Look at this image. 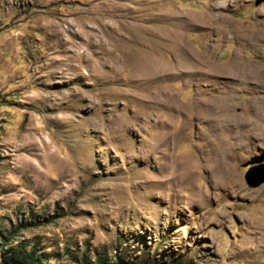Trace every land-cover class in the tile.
Wrapping results in <instances>:
<instances>
[{"label":"rangeland","instance_id":"obj_1","mask_svg":"<svg viewBox=\"0 0 264 264\" xmlns=\"http://www.w3.org/2000/svg\"><path fill=\"white\" fill-rule=\"evenodd\" d=\"M232 62L264 71V0H0V246L264 264V79Z\"/></svg>","mask_w":264,"mask_h":264},{"label":"bare ground","instance_id":"obj_2","mask_svg":"<svg viewBox=\"0 0 264 264\" xmlns=\"http://www.w3.org/2000/svg\"><path fill=\"white\" fill-rule=\"evenodd\" d=\"M210 16V15H209ZM215 16V15H214ZM216 16L218 17V16H221L219 13H217L216 14ZM206 20V22L207 23H213L214 21H215V19H212L211 17H209V18H205ZM261 36L262 35V32H258V31H256L255 33H254V36L255 37H258V36ZM133 56H134V54H133ZM137 56V55H136ZM134 58H135V56H134ZM134 58H133V61H134ZM138 58V57H137ZM137 61L138 60H136L135 62L137 63ZM142 62H143V60H142ZM144 62H146V61H144ZM143 62V63H144ZM135 64V63H134ZM138 64H140V60H139V62H138ZM142 64V63H141ZM146 64V63H145ZM145 64H143V65H145ZM136 65V64H135ZM149 66V65H148ZM148 66H147V68H148ZM144 67V66H143ZM151 67V66H150ZM135 68H137V67H135ZM146 68V67H145ZM217 68V67H216ZM215 68V69H216ZM219 68V67H218ZM155 70V69H154ZM148 72H149V70H148ZM220 72H228V73H230V74H232L233 76H237V77H243V78H250V77H253V78H255V79H259L260 81L262 80V79H264V71H262L260 68H258L257 66H255L254 64H250V63H244V64H241V63H235V62H232V63H229L228 64V66L226 67V68H224V67H222L221 68V70H220ZM149 74V73H148ZM137 80H139V79H137ZM143 80V79H142ZM259 81V82H260ZM261 83V82H260ZM134 84V83H133ZM138 85V84H137ZM134 86V85H133ZM140 87V86H139ZM138 88V87H137ZM156 98H157V96H156ZM156 100V99H155ZM152 101V100H151ZM171 101V100H170ZM261 102V101H260ZM154 103V102H153ZM168 104V103H167ZM258 109V108H257ZM262 109H264V108H262ZM256 110V109H255ZM264 112V111H263ZM263 112H261V110H258V111H256V112H254V116L255 117H257V118H259V117H261L262 116V113ZM232 120H234V119H232ZM250 121V120H249ZM263 124V123H262ZM237 125V124H236ZM264 125V124H263ZM263 125H261V126H263ZM238 126V125H237ZM259 126V125H258ZM262 129V128H261ZM260 129V130H261ZM263 130V129H262ZM257 133H259V132H257ZM212 155H214V158L213 159H215V150H212ZM185 164H187L186 163V161L184 162ZM187 166V165H186ZM185 168V167H184Z\"/></svg>","mask_w":264,"mask_h":264},{"label":"trees","instance_id":"obj_3","mask_svg":"<svg viewBox=\"0 0 264 264\" xmlns=\"http://www.w3.org/2000/svg\"><path fill=\"white\" fill-rule=\"evenodd\" d=\"M0 247L1 259L4 264H45L42 257L38 256L32 249L26 252L22 247L12 246L7 241H3Z\"/></svg>","mask_w":264,"mask_h":264},{"label":"water","instance_id":"obj_4","mask_svg":"<svg viewBox=\"0 0 264 264\" xmlns=\"http://www.w3.org/2000/svg\"><path fill=\"white\" fill-rule=\"evenodd\" d=\"M245 182L249 187H257L264 183V165L251 167L245 173Z\"/></svg>","mask_w":264,"mask_h":264}]
</instances>
